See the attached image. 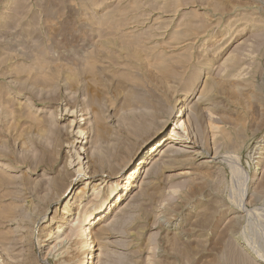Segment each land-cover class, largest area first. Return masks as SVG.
Masks as SVG:
<instances>
[{
    "label": "rangeland",
    "instance_id": "1",
    "mask_svg": "<svg viewBox=\"0 0 264 264\" xmlns=\"http://www.w3.org/2000/svg\"><path fill=\"white\" fill-rule=\"evenodd\" d=\"M162 130L201 156L137 168L92 264H264V0H0V264H75L63 188L76 219Z\"/></svg>",
    "mask_w": 264,
    "mask_h": 264
},
{
    "label": "bare ground",
    "instance_id": "2",
    "mask_svg": "<svg viewBox=\"0 0 264 264\" xmlns=\"http://www.w3.org/2000/svg\"><path fill=\"white\" fill-rule=\"evenodd\" d=\"M191 29V28H190ZM164 62V61H163ZM227 64V63H226ZM242 68V67H241ZM242 70V69H240ZM212 71V70H211ZM238 72V71H237ZM240 72V71H239ZM234 73V74H231V80H237L236 78H234V76H240V73ZM206 73V72H205ZM223 74V73H222ZM243 74V73H242ZM208 75V74H207ZM230 80V81H231ZM165 81V80H164ZM224 81V80H222ZM238 83V82H237ZM214 83H210L209 85H207L206 88H203L205 89L204 91H207V93L210 92V89H212ZM191 88V87H189ZM188 90V89H187ZM246 90V89H245ZM185 91V90H184ZM184 100L181 99V101H179L180 103H183L186 98H188L187 95H185L184 97ZM95 103V102H94ZM210 104V103H209ZM184 106V105H183ZM181 105L180 107V112L175 115L176 116H180V115H183L184 114V111L186 110L185 107H183ZM189 106V105H188ZM177 108V107H176ZM189 108V107H188ZM170 109V108H169ZM168 109V111H169ZM170 116V115H169ZM168 116V117H169ZM174 116V115H173ZM164 117V116H162ZM162 119V118H161ZM176 119V118H175ZM164 122V121H163ZM94 123V122H93ZM185 123H183V121H175L174 124H173V131L174 130H179L181 128H184V125ZM188 124V122H187ZM96 125V124H95ZM215 126V125H214ZM212 126V127H214ZM189 127V125H188ZM216 128V126H215ZM95 131H97V136L103 132V127L99 124H97L95 127H94ZM82 132V130H81ZM179 133V131H177ZM172 133V136L170 138H172L171 141H169L168 143H165L164 144V138H165V134L162 131L158 132L157 135H158V139H156L154 142H152V144H149L147 146H145V144H147V142L149 141H146L144 142V148H142L141 152L137 155V157L134 159V160H129L125 166L123 167V170L120 171L118 173V175L116 176V180H114V182H112V185L110 187V194H108L105 198H103V200L99 203H96L94 204V206H92L91 209L85 211L84 214H80L75 218H72L71 219V216H72V213H71V208H72V201L73 199L75 200H79L81 204L83 201V198L86 194V190H87V183L88 181H86L85 185H81L80 187H78L74 193H73V188H69L70 186H68L67 184L65 185V187L63 189H66L65 192L68 191V193H66V199L65 201H63V209H64V214H68L67 216H65V218H63L61 220V222L63 223H66L68 224V229L65 233V236L61 239H59V241L55 242V245L53 246L54 248H57V247H63L65 246L66 243L69 242L70 239H72V237L75 235V234H78L80 236L79 238V246H80V249L79 251H81L80 253H78V258L75 262V264H92L94 261L92 260V257L95 255V250L93 249L94 247V239L89 241V239H92L93 237H90V235L93 231V228L96 226V224L100 221V220H103L104 217H106V215L111 211V209L113 208V206H117V209L115 210L116 211V214L113 215V221H115L118 216L117 214H119L124 207H121V203L124 201V197H125V194L127 193V190H128V187L130 184L133 183V178H135V171L136 169H140V171L144 168L146 169L145 171H149L150 169L148 168V163H151L152 159L156 158V154L158 152H160L161 155H166L168 152H179V151H184V152H187L189 154L187 155H190L191 157L195 156V157H198V156H201L202 152L201 150H199L198 148H193L195 147V145L193 147H191L192 149L191 150H185V149H181L180 148V143L181 141L178 140V137H176V134L178 133ZM84 133V132H83ZM95 133V132H94ZM162 133V134H161ZM91 134V133H90ZM193 135V134H192ZM215 135V133H214ZM96 136V135H95ZM216 136V135H215ZM214 136V137H215ZM213 137V138H214ZM169 138V137H168ZM194 138V137H193ZM94 140V139H93ZM150 140V139H149ZM182 140V139H181ZM86 142H91L90 140L89 141H86ZM191 142V140H190ZM194 144V143H193ZM160 145V146H159ZM198 146V145H196ZM97 147V146H96ZM88 148H86L87 150ZM92 149V147H91ZM81 152V151H80ZM191 153V154H190ZM170 154V153H169ZM91 155H96V149H93L92 150V154ZM90 156V155H89ZM159 157V156H158ZM87 158V156H86ZM180 158V157H179ZM98 159V158H97ZM176 159V158H175ZM102 165V163H101ZM105 165V163H104ZM131 165V166H130ZM130 166V167H129ZM152 166V165H151ZM81 167V166H80ZM81 169V168H79ZM78 169V170H79ZM82 170V169H81ZM100 172V171H99ZM145 173V172H144ZM147 173V172H146ZM188 173V172H187ZM92 174V173H91ZM101 174V173H99ZM104 174V173H103ZM186 174V173H185ZM100 182V181H99ZM102 184V183H99V185ZM64 192V193H65ZM134 192V191H133ZM136 193V192H135ZM134 193V194H135ZM130 194V193H129ZM133 194V195H134ZM126 198V197H125ZM58 199V197H57ZM85 203V202H84ZM124 203V202H123ZM77 207V206H76ZM80 207V206H79ZM120 207V208H119ZM82 210V209H81ZM80 210V211H81ZM28 216V215H27ZM63 217V216H62ZM111 218V217H110ZM25 219V218H24ZM60 219V218H59ZM101 224V223H100ZM23 227V226H22ZM67 227V226H66ZM19 228H14V230H17ZM56 229V228H55ZM21 230V229H20ZM22 231H26L25 235L24 236H28L29 233H28V230H25L24 228L22 229ZM59 231V228L57 227V230L56 232ZM77 240V238H76ZM54 244V243H53ZM10 245V244H9ZM50 250V249H49ZM97 250V249H96ZM55 251V250H54ZM95 251V252H94ZM90 254V258L88 257V255ZM59 255V254H57ZM56 255V256H57Z\"/></svg>",
    "mask_w": 264,
    "mask_h": 264
}]
</instances>
